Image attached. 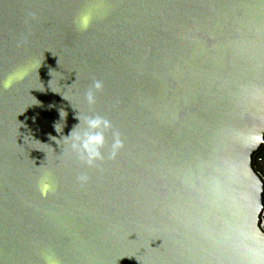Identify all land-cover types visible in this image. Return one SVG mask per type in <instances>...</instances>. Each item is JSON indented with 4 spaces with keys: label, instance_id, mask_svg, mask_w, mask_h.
Segmentation results:
<instances>
[{
    "label": "water",
    "instance_id": "1",
    "mask_svg": "<svg viewBox=\"0 0 264 264\" xmlns=\"http://www.w3.org/2000/svg\"><path fill=\"white\" fill-rule=\"evenodd\" d=\"M10 76L0 264H264V0H0Z\"/></svg>",
    "mask_w": 264,
    "mask_h": 264
},
{
    "label": "flooded vegetation",
    "instance_id": "2",
    "mask_svg": "<svg viewBox=\"0 0 264 264\" xmlns=\"http://www.w3.org/2000/svg\"><path fill=\"white\" fill-rule=\"evenodd\" d=\"M252 168L263 185L262 210L259 217V227L264 233V141L252 156Z\"/></svg>",
    "mask_w": 264,
    "mask_h": 264
},
{
    "label": "clouds",
    "instance_id": "3",
    "mask_svg": "<svg viewBox=\"0 0 264 264\" xmlns=\"http://www.w3.org/2000/svg\"><path fill=\"white\" fill-rule=\"evenodd\" d=\"M78 23H79V28L81 30H87L90 23H91L90 15H88V14L81 15ZM21 78H23V77H21ZM14 82H15V80L11 76L6 77L3 80H0V88H3V89L11 88ZM97 87H99V85H97ZM49 187H50V185H48L47 183H42V185H41L42 195L47 194Z\"/></svg>",
    "mask_w": 264,
    "mask_h": 264
}]
</instances>
